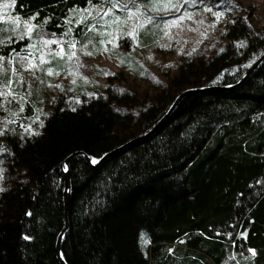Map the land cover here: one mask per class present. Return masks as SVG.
<instances>
[{"label": "trees", "instance_id": "1", "mask_svg": "<svg viewBox=\"0 0 264 264\" xmlns=\"http://www.w3.org/2000/svg\"><path fill=\"white\" fill-rule=\"evenodd\" d=\"M223 1L226 8L206 0H15L1 7L5 64L26 65L28 35L42 32L68 49L119 46L144 81L145 56L156 69L176 59L178 74L142 93L125 72L110 75L88 100L72 90L59 95L39 123L41 96L6 66L0 264H60L64 162L76 152L97 163H70L67 264H264V60L237 88L187 96L149 135L182 91L235 86L264 53V27L246 19L230 21L224 49L205 58L169 34L168 26L198 8L215 29L205 7L238 9Z\"/></svg>", "mask_w": 264, "mask_h": 264}, {"label": "rangeland", "instance_id": "2", "mask_svg": "<svg viewBox=\"0 0 264 264\" xmlns=\"http://www.w3.org/2000/svg\"><path fill=\"white\" fill-rule=\"evenodd\" d=\"M11 1L2 0L0 14L3 12L1 7L8 5ZM206 1L226 8L224 3H219L224 2L223 0ZM234 2L237 3L238 9L236 7L234 10H214V7H205V10L211 13L210 20L217 24L213 30L205 25L206 19L201 15L203 10L198 8V15H191L168 26L169 34L183 37L188 44L187 53L190 55L195 53L198 57L205 58L219 53L224 49L225 44L221 35L230 21L246 19L256 29L264 27V0H234ZM28 36L29 47L25 53L31 55V58L27 64H5L0 60V74L9 65L11 72H21L19 78L24 80L25 89L33 87L41 96L44 105H36L39 108L37 111L39 123L43 122V115L49 111L50 105L59 95L72 90L77 93L82 92L88 100L98 94L99 86L106 84L110 75L125 72L134 89L142 93L157 89L159 82L165 83L178 74L174 65L176 59L156 69L150 65L151 58L145 56L144 66L150 69V73L144 81L139 79V76H135L124 64L125 50L119 46H92L75 50L66 48L60 40L42 32L33 34L30 32ZM37 53H39L38 58H36ZM137 60H141V57H137ZM6 93L9 94V89ZM0 176H2L1 185L5 178L4 171L0 173Z\"/></svg>", "mask_w": 264, "mask_h": 264}, {"label": "water", "instance_id": "3", "mask_svg": "<svg viewBox=\"0 0 264 264\" xmlns=\"http://www.w3.org/2000/svg\"><path fill=\"white\" fill-rule=\"evenodd\" d=\"M264 60V53L253 63V65L250 67V69L247 71V73L243 76V78L235 85L231 87H206V88H188L184 91H182L178 97L175 99L173 104L171 105L170 109L168 112L165 114L164 118L153 128V130L149 133L153 134L158 127L168 118L170 117L179 107L180 103L189 95L197 92H202V91H211V90H220V89H234L242 84H244L252 75V73L255 71V69L259 66V64ZM77 157H83L85 158L91 165H95L97 162L93 159V157L87 155L84 152H76L73 155H71L65 162H64V176H65V181H66V189H65V194H64V228L60 235L58 236L57 239V244H56V256L60 264H67L66 261L64 260L63 257V240L66 235V233L69 230V206H70V200L72 197V182H71V176H70V163L73 159Z\"/></svg>", "mask_w": 264, "mask_h": 264}, {"label": "snow or ice", "instance_id": "4", "mask_svg": "<svg viewBox=\"0 0 264 264\" xmlns=\"http://www.w3.org/2000/svg\"><path fill=\"white\" fill-rule=\"evenodd\" d=\"M12 3L14 4L15 3V0H12ZM4 7L5 8H7L8 7V5H4ZM0 18H2V17H0ZM30 30V29H29ZM49 74H51V73H49ZM74 110V109H73ZM36 135H39V133H35ZM3 172V169H0V173H2ZM0 179H2V176H0ZM3 191H5V189L4 188H2V187H0V192H3ZM244 236H245V238H247V232H245L244 233ZM249 251L252 253V255L253 256H255L257 253H256V250H254V249H249Z\"/></svg>", "mask_w": 264, "mask_h": 264}]
</instances>
